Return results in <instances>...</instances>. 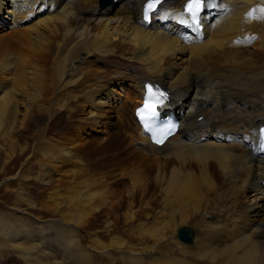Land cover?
<instances>
[{"label":"bare ground","instance_id":"6f19581e","mask_svg":"<svg viewBox=\"0 0 264 264\" xmlns=\"http://www.w3.org/2000/svg\"><path fill=\"white\" fill-rule=\"evenodd\" d=\"M146 1L117 0L103 8L99 0H0L13 33L46 59L0 50V79L15 77L11 88L0 82V163L29 151L19 141L38 124L32 151L37 159L31 156L17 171L19 185L34 173L31 179L48 203L59 212L75 207L59 219L34 217L31 224L22 215L0 216L4 264L11 257L20 264H264V154L251 148L253 128L264 125V0H206L198 24L181 12L187 0H164L160 16L144 25ZM183 58L188 64L179 66ZM148 82L160 85L167 96L163 109L180 121L161 147L134 119ZM122 84L129 87L115 90L126 97L131 114L126 123L119 117L121 126L108 138L87 144L85 152L70 138L49 137L54 130H46L48 119L59 117L56 127L66 133L99 126L101 107L115 92L111 86ZM116 92L108 102H118ZM129 146L140 170L109 181L94 170L91 155L109 158ZM57 162L72 168L55 186ZM123 180L130 182L121 216L127 235L99 221L113 211L109 198ZM137 195L148 202L135 211ZM245 196L250 200L241 211ZM184 225L197 230L195 235L190 228L192 245L175 237Z\"/></svg>","mask_w":264,"mask_h":264},{"label":"rangeland","instance_id":"374dc122","mask_svg":"<svg viewBox=\"0 0 264 264\" xmlns=\"http://www.w3.org/2000/svg\"><path fill=\"white\" fill-rule=\"evenodd\" d=\"M113 7H110V8L112 9ZM7 9H8V7L6 4L2 5L1 9H0V50L6 49V50H9L11 52L13 51L14 54L17 56L21 53L23 55H27L30 60L32 59L35 61L46 63V59H45L44 55H42V54L38 55L37 54V53H39L38 50H36V48H34L26 39L19 37V35H15L13 33L12 28H11V24L9 23V20L11 18H10V16H7V13H6ZM88 12H94V8L88 9ZM249 47H251V46H249ZM177 64L179 66H186V64H188V62L186 61V58L185 59L183 58L182 60L177 61ZM98 66L102 67V61H100ZM46 67L48 68L50 66H46ZM2 79L5 81L4 82L5 86L8 88H11L15 84V77L13 74L8 75L6 77H1L0 82L2 81ZM125 86H128V84L112 85L111 89H114V91L116 92L115 88H118V87L124 88ZM128 90H129V93L127 92V94H125V95L127 96V101L130 100L132 102V98H133L132 92H131L130 88H127V91ZM115 92H113V94H110L108 96V98L106 99L107 104H105L104 106L101 107L100 112H101L102 116H104V117L100 118V125L99 126H97L95 128H90L88 126H85L84 129H82L81 131L75 132V130H73L74 131L73 132L71 130L72 131L71 132L69 130L70 132L67 131V133H66V131L61 130V128L59 129L58 127H56V124H58V121L60 123L59 117L53 121H52V119H48V121L44 122L46 124V127H47L46 130H48L50 132L52 131V129L54 130V131H52L53 135L49 136V137L53 140H62L66 137L70 138L72 140L71 142L73 144H71V145H73V147H75L77 150L78 149L81 150L82 148L86 149L85 152L87 151V148H86L87 144L92 143V142L96 143L97 141L99 142L103 139L108 138V135H110L113 132H116L119 129V127L121 126V122L119 121L120 120L119 117H123V123H124V121L126 123L125 118H128L131 114L130 106L127 103H125L126 97L120 95V93H121L120 90L118 92H116L117 96H118V102H113V101L108 102L110 99L116 98ZM128 96H129V98H128ZM170 100L172 102L170 104L174 105L175 101H174L173 96L171 97V95H170ZM20 103L21 104L19 106V116H18L19 120L22 118V116L25 112L24 111L25 107H26V106H24L25 105L24 101H22ZM21 105H22V107H21ZM118 109H119V111L117 112ZM116 113H118V114H116ZM21 114H22V116H21ZM57 119H58V121H57ZM43 120L45 121V118ZM33 124H35V123H33ZM33 124H31L30 131L26 132L24 134L25 136H23V137H26L27 140L25 138H22L19 141L20 146L23 148L24 147L26 148V146H27V148H29V151L27 150L25 155H22V157L17 156L18 159L14 158L13 161L12 160L7 161V163L5 165L2 163V162H4V160H3L4 157H2V160L0 163V216L5 217L6 215H13L15 217H17V216L21 217V215H22V217H24V218L26 217L25 219L30 224L32 222H34V220H33L34 217L39 218L41 221L50 220V219H59L58 217H63V215H62L63 211L66 210V213H68V212L70 213L72 208H75V207L64 206V207H60V210L62 209V212L61 211L59 212L57 210V209H59V207L56 209L53 204L48 203L45 200V195L39 194L40 190L37 187V184H35V180L31 179V177L35 176L34 173H32L31 176L27 180H25L21 186L19 185V180L17 179V177H18L17 171L19 169H21L23 167V165L25 166L26 162L28 163L30 161V157L32 156V151H33V148L35 146L34 144H36L37 134L39 133V131L42 128L38 124H35V125H33ZM129 147H130V149H127L126 151L117 150V151L108 153L107 155L110 156L109 158H103V157H99L97 155H94V156L91 155V159H92L93 164L95 166L94 170L97 173H99L100 175H103L106 177L109 176L107 181L111 180L112 178L117 179L123 173H129V172L135 173L136 170H140L141 169L140 168L141 163H139V161L136 158L131 157L130 151H133L134 147L133 146H129ZM82 156H85L84 161H85L86 166H87V157H86L87 154L82 155ZM32 157H31V159L34 161L37 159V158H34V157L32 158ZM153 162L152 161L150 162V166L152 165L151 167H154V165H155V162H154V164H153ZM56 164H57V166H59V172L53 174L52 180H54V185L58 186L63 181L67 180V178L64 177V173L69 171L72 167L68 164H63L62 162H57ZM34 166H35V164L32 165V168H34L33 171H35ZM114 176H116V177L114 178ZM118 183H120V184L117 186V189H114L116 191L113 195L110 196L109 203L107 205L109 207V209H112L113 211H110L109 213L106 212L108 214V217H101L99 219V221L100 220L102 221V219H104L107 222H111L110 229H116L118 234L127 235L128 232H126V230L128 227H127V224L124 225L126 218L121 217V216L127 210L126 209L127 191L130 190V188H129L130 182H128V180H123V181H119ZM19 192H20L19 197L15 200L14 194L19 193ZM145 194H146V192H145ZM40 195H42V196H40ZM140 195H137V196H138V199L141 200V202L140 203L137 202L136 204H133V207H134L133 210H135V211L139 210V207L141 205L145 206V203L148 202V198L141 199ZM248 200H250V198H248V196H245V198L241 197V199H239L238 207L241 211L244 210V208L247 206L246 204L249 202ZM111 206H112V208H110ZM12 207L18 208L19 210H21L23 212L22 213L16 212L15 210L11 209ZM82 207L83 206H81L80 209ZM84 207L85 208H83V210L87 211V209H86L87 207L86 206H84ZM77 208H79V207H77ZM261 219L262 218H260V220ZM92 220L93 219H91L90 221H92ZM253 221H254V218H251L249 220V222H253ZM260 222H262V220ZM256 226H257V224H256ZM184 227L191 228L196 235L197 230L195 227L188 226V225H184ZM83 231L85 232L84 228H82V232ZM82 232H81V234H83ZM131 239L133 240L134 238H131ZM102 242L104 244H108L109 243V237L103 236ZM29 243L31 244L32 242H29ZM135 244H136V241H134V245ZM147 244L150 246V243L147 242ZM2 248H5V247H2ZM146 248H147V246H146ZM7 253L8 252H4V255H6ZM5 263L6 264H20L19 261H17V259H15V257H11ZM107 263H108V261H107ZM114 263H116V262L114 261ZM0 264H4L2 259L0 260Z\"/></svg>","mask_w":264,"mask_h":264},{"label":"snow or ice","instance_id":"6c2138e0","mask_svg":"<svg viewBox=\"0 0 264 264\" xmlns=\"http://www.w3.org/2000/svg\"><path fill=\"white\" fill-rule=\"evenodd\" d=\"M206 3V0H191L190 3L187 5V11L191 14V19L193 22H195L198 19V13L201 11V7L203 4ZM155 7V4L153 3H148L147 9L144 13L145 18L147 19L148 13L152 11ZM146 108H150L149 105H145ZM167 133H160L161 136L166 135ZM158 143L161 141H157Z\"/></svg>","mask_w":264,"mask_h":264},{"label":"water","instance_id":"95a60500","mask_svg":"<svg viewBox=\"0 0 264 264\" xmlns=\"http://www.w3.org/2000/svg\"><path fill=\"white\" fill-rule=\"evenodd\" d=\"M107 5H109V0L102 1L101 3L102 7H105ZM193 236H194L193 231L187 227H183L179 229L176 235L177 239L186 245H191L193 243Z\"/></svg>","mask_w":264,"mask_h":264}]
</instances>
